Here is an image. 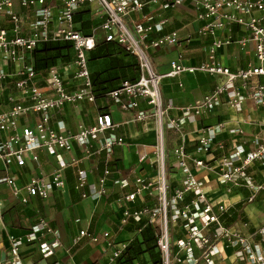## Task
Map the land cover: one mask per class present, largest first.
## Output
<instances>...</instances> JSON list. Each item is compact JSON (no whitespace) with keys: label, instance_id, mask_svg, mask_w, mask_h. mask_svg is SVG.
<instances>
[{"label":"built area","instance_id":"1","mask_svg":"<svg viewBox=\"0 0 264 264\" xmlns=\"http://www.w3.org/2000/svg\"><path fill=\"white\" fill-rule=\"evenodd\" d=\"M16 1L32 13L30 24L26 25L23 15L15 9ZM184 1L0 0V83L12 80L18 92L7 95L9 107L0 111V158L6 164L14 162L21 166L28 159L37 160L36 151L42 149L56 159L48 178L31 175L20 184L11 174L0 177V182H6L21 202H26L30 195L45 198L52 189L65 183V166L80 159L71 156L68 160L64 155L63 151L70 150L73 140L85 157L104 151L106 162L113 146L125 142L116 129L127 121L114 122L107 111L96 114L92 124H79L75 131L69 132L65 131L63 120H52L53 112L68 103L77 105L80 101L97 99L88 67V51L95 48L97 31H101L105 40L117 41L134 54L139 68L134 81L123 80L102 97L123 111H133L132 121L154 120L155 139L152 144H143L138 160L144 161L151 155L155 173L148 177L137 174L134 188L124 198L136 201L138 195L151 194L157 202L124 206L121 224L130 218L138 221L146 216L155 225L159 264H264V220L249 232L241 228L248 226V220H242L241 226L227 222L230 205L214 202L206 193L204 179L193 169L214 170L227 192L233 186H244L247 189L244 201L253 202L260 192L264 193V125L259 132L251 134L242 127L226 128L224 121L203 125L197 128L193 152L186 148L183 132L186 123L197 122L222 103L236 111L242 109L246 100L264 107V0H192L196 17L201 21L196 33L210 37L206 58L195 65L172 60L171 69L159 74L153 68L148 49L178 44L179 34L171 30L153 35L164 30L168 18L155 19L144 9L159 4L165 10ZM82 9L90 10L92 19L102 20L90 33L75 28L74 18ZM235 30L241 34L236 36ZM50 41H70L72 57L67 63L36 69L31 52L38 44ZM248 43L253 45L255 61L246 67L232 69L220 60L221 48L235 44L244 49ZM183 72H203L221 79L198 102L178 107L171 99H163L160 81ZM141 102L146 103L147 109L140 107ZM173 109L178 113L171 114ZM168 128L181 136L172 148L180 171L175 184L168 180L165 132ZM224 129L235 136L229 145L218 136ZM109 171L105 165L98 181H89V169L77 168L74 185L82 190V197H99L106 190L104 179ZM256 173L260 174L259 179ZM121 183L127 184V181L123 179ZM8 237L9 256L0 258V264H26L20 248L26 242L36 243L43 257L54 255L62 244L59 228L43 217L23 235L9 233ZM83 237L93 241L104 237L110 252L102 264H113L132 239L114 241L107 229L100 235L82 228L72 243Z\"/></svg>","mask_w":264,"mask_h":264},{"label":"crops","instance_id":"2","mask_svg":"<svg viewBox=\"0 0 264 264\" xmlns=\"http://www.w3.org/2000/svg\"><path fill=\"white\" fill-rule=\"evenodd\" d=\"M15 6V9L23 15L26 25L30 24L32 13L18 6L17 1ZM144 11H149L155 19L165 16L168 18L164 30L153 35H162L171 30L179 34L178 44L148 49L153 68L157 73H167L171 69L172 60H179L181 64L195 65L206 58L210 37L196 33L201 21L196 17L192 0H186L177 7L165 10H162L159 4H152L148 5ZM96 21L100 24L102 20L99 18ZM97 32H100L101 37L104 38L101 31ZM240 34V31L235 30L236 36ZM98 39L97 36V41ZM219 58L232 69L246 67V64L255 61L254 48L251 43H248L244 49L232 44L219 50ZM104 65V58L89 63L90 70H100ZM220 79L219 76L203 72H183L176 77L167 76L160 81L161 94L165 101L171 99L175 106L183 107L201 100L203 95L215 88ZM258 79L263 80V78ZM14 92L18 94L12 80L0 83V111L9 107L7 95ZM140 107L147 109L145 102H141ZM102 111L109 112L114 122L127 121L116 129L118 134L124 136L125 142L113 146L107 162L104 151L97 155L83 156L81 147L73 140L70 150L63 151L64 155L68 160L71 156L80 159L69 162L65 166V183L62 187L52 189L47 197L30 195L26 202H21L6 182H0V258L9 256L8 234L23 235L31 224L39 220V217L46 219L53 227L59 228L62 244L57 247L54 255L43 257L36 243H23L20 248L26 264H50L56 260H59L60 264H102L110 252L104 237H101L99 241L83 237L77 243H72L73 237L82 228L100 235L107 229L114 241L134 236L136 232L129 228L134 227L135 229L132 218L121 224L123 207H138L147 203L154 205L157 199L155 195L144 194L143 196L138 195L136 201H128L124 198V194L134 188L133 180L137 174L148 177L155 173V166L151 164V155L144 161L138 160V153L143 149V144H152L155 139L154 120L132 121L133 111L121 110L117 104L106 97L97 98L94 102L80 101L77 105L68 103L61 110L53 112L52 120H63L65 131H75L79 124H92L96 114ZM170 113L177 114L178 111L173 109ZM219 121H224L226 128L242 127L249 134L259 132L261 126L264 125V107H257L249 100L244 102L240 111L233 110L225 103L220 104L214 111L201 116L197 122L185 124L183 132L186 148L191 152L195 150L198 127L214 125ZM165 132L168 180L175 184L178 183L177 178L180 176V171L175 165L172 148L179 143L181 136L171 128L165 129ZM218 136L223 138L228 145L235 137L227 129H224ZM36 153L39 155L37 160L28 159L27 163L21 166H17L14 162L6 164L0 158V177L13 174L20 184L26 182L31 175L48 178L56 165L55 156L42 149H37ZM105 165L110 171L105 175L104 194L96 198L82 197V190L74 185L77 168L89 169L88 180L98 181L103 175ZM191 165L193 166L192 162ZM193 169L198 177L204 179L206 193L214 202L224 201L230 205L228 210L230 215L227 216L229 223L241 226L242 220H248V226H241L245 232L254 230V227L260 224L259 219H262V223L264 220L263 192H260L253 202H246L244 198L247 189L244 186H233L232 190L227 192L225 185L217 180L214 170L207 167L202 169L193 167ZM255 177L260 178V174L256 173ZM123 179L127 181V184L121 183ZM136 264L150 263L148 261L141 263L139 260Z\"/></svg>","mask_w":264,"mask_h":264},{"label":"trees","instance_id":"3","mask_svg":"<svg viewBox=\"0 0 264 264\" xmlns=\"http://www.w3.org/2000/svg\"><path fill=\"white\" fill-rule=\"evenodd\" d=\"M90 15L89 10L79 11L74 18L75 28L82 33H90L91 29L99 24L95 19H91ZM31 55L34 67L44 70L57 63H67L72 57V45L70 41L44 42L38 44ZM100 58L105 59L103 68L90 70L89 63ZM88 67L97 98H101L107 91L117 88L123 80L134 81L139 71L138 61L134 54L126 51L117 41H107L103 37L98 39L95 48L88 51ZM132 221L135 223V229L134 227L129 228L136 233L113 264H136L139 260L148 261L150 264H159L160 251L156 244L155 225L146 216L141 217L138 221L134 219Z\"/></svg>","mask_w":264,"mask_h":264},{"label":"rangeland","instance_id":"4","mask_svg":"<svg viewBox=\"0 0 264 264\" xmlns=\"http://www.w3.org/2000/svg\"><path fill=\"white\" fill-rule=\"evenodd\" d=\"M97 36H98V38L100 39V37H101V33H100V32H99V33L97 32ZM263 207H264V204H263ZM256 208H257V207H256ZM258 210H259V209H258ZM263 211H264V209H263ZM261 220H262V219H259L258 222L261 223ZM140 262L142 263V262H144V261L140 260ZM156 264H157V263H156Z\"/></svg>","mask_w":264,"mask_h":264}]
</instances>
